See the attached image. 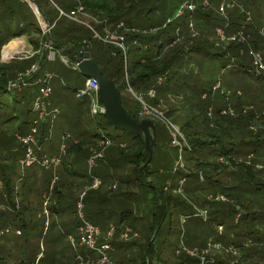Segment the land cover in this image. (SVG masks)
Wrapping results in <instances>:
<instances>
[{"label": "trees", "instance_id": "obj_1", "mask_svg": "<svg viewBox=\"0 0 264 264\" xmlns=\"http://www.w3.org/2000/svg\"><path fill=\"white\" fill-rule=\"evenodd\" d=\"M5 1L0 0V4L3 7L2 12H6L8 15L9 12H14V8L9 5L8 1L7 3ZM35 1L38 3L50 26L49 37L52 41L51 48L57 50L59 46L65 50L79 51L83 46L88 47L89 56L99 66L102 75L115 81L121 94L123 107L136 122L145 119L139 117L141 105L135 98V96H139L134 95L133 97L127 91L125 96H123L121 91H125L127 86H129L135 94L137 90H145L147 92L151 88L155 90V84L158 81L162 82V80L167 79L166 81L168 82L169 79L174 77H188L192 71L191 66L195 65L198 56L201 57L202 63L206 61L210 63L214 59H228L233 63V69L237 70L238 73L247 74L251 70L250 79L254 86H257L264 94V57L259 53L258 42L254 39V37L259 35L258 25L261 24V18L264 16V0H246L257 23L253 22L254 24L245 26L241 25L242 23L239 22L238 18L234 19L230 13V17L228 18L225 13L221 15L219 8H217V14L221 18L219 17L218 19L214 12L209 10L211 5L210 8L202 6L201 2L203 0H193L195 10L193 12L185 11L179 16H176V12L179 6L186 0H175L177 5L172 18L165 17L159 11V7L164 4L167 5V2L170 0ZM207 1L210 4L211 1ZM213 1L214 5H216L219 0ZM18 2L24 5V15L19 14L21 17L23 16V22L19 23V25L22 24L24 26L21 27L22 29L18 28L17 34L27 32L32 34V38L34 36L37 37L33 40L31 39L33 47H42L41 43L45 41L46 35L45 37L43 36L42 27L38 23L33 10L24 0H19ZM44 5L48 6V11H46ZM225 8V11L230 9V7ZM60 11L66 14L74 12L78 20L83 22V24L60 16ZM50 13L58 16L55 23L50 20ZM243 16L246 19V16L250 17V13L244 12ZM86 18L95 23V25L92 26L91 23L82 20ZM181 19H185L186 22H180ZM216 22L220 24L216 28H220L221 33L226 39H222L216 28L214 29ZM8 28L13 31V28ZM248 28H250L249 32ZM105 31L111 32L116 37V40L122 43L125 52L116 45L104 43L95 38V33L103 38ZM6 32L10 33L9 30ZM206 32H209L207 38L205 37ZM210 32L212 33V37H210ZM239 32H242V38L237 36L232 41L227 39L232 35H237ZM175 44L176 46L172 47ZM127 46L132 47L134 51V58L130 61V50ZM170 47L172 48L170 49ZM253 52L259 54L263 65L262 69L254 65ZM245 54L249 56L251 66H254L257 71L254 69L252 72L248 61H242L241 58ZM45 58L46 51L43 55L41 53L38 57L36 56V62L40 65V68ZM15 65H0L1 81H8L1 73L5 74L4 72L8 70L16 71L17 66ZM78 75L80 78H83L79 73ZM199 76L202 77V75ZM250 81L249 83H251ZM14 82H19V79L17 78ZM202 83L205 84L194 87L193 92L189 91L185 95L187 97L193 94V96L197 97V102L191 105V109L187 113L189 116H186L191 118L190 120L194 119L195 113L193 110H197V108L200 114L204 115V108L202 106L209 103V107L214 110L212 125L209 122L210 118H207L205 114V119L202 122L204 124L203 129L194 130L193 125L195 126L196 124L190 123V120L185 124L183 123L182 126H177L186 141L183 154H187V161L193 165L190 170L194 171L187 172L184 175L185 177L194 175L204 186L205 191L194 193L191 200L187 199V197L182 195V191L179 192L177 191L178 189L174 191L173 180L179 174L177 171L173 172L171 177L169 175L164 176L165 169L167 168L165 163V165H161L163 167L161 172H158L159 170L157 172L153 169L151 170V164H154L155 156L163 158L161 155L164 150L163 148L160 149L159 154L156 152L158 139L162 140L165 134L164 129L158 137L159 131L154 120L157 140L152 158L143 169L135 172L136 169L146 162V156L142 149L143 140L136 135L128 133L132 139L131 145L120 141L117 145L118 150H125L126 156L131 157L130 164L134 166L132 172L134 179L141 182L145 188L154 190L151 191V201L153 203L151 211L148 214L150 223L145 233H140L134 228L138 224L133 225L132 222L135 219L138 220V218L130 217L128 219L127 217L131 216L132 212L127 211L128 209L122 206L116 207L114 211L112 209L109 210L110 215H120L117 225L108 227L104 231L96 226L101 232L98 243L107 242L112 248L108 253L112 259V264H199L196 255H192L195 249L190 246V241L184 243L183 240L186 234L184 224L186 223L187 216L185 215L191 212L194 214V217L200 220L202 225L213 222L216 226L215 235L212 238L208 237L198 247L200 250L211 240L214 243L222 245L224 249L238 247L240 251H243V258H246L247 254L250 256L249 258H252L254 254H261V251L264 254V238H259V231L257 229L259 226L261 229H264V121L260 115L263 108L257 107V103L253 102L252 96L241 100V93L237 91L233 93V99L228 97V94L222 89V82L219 78H215L209 83L205 78V81ZM216 83L218 84V87L214 89L216 93L212 94L211 90H213ZM24 85L34 87L33 89L36 90L34 95L31 88L24 90L28 96L31 94V99H34L37 94V85L32 80H28ZM207 88L209 90L206 92ZM249 88L252 89L250 86ZM75 90L77 89L75 88ZM168 90L167 95L155 90L156 94L152 98L146 94L151 101L150 104L144 103L155 109L158 113L166 106H173L172 104H168L166 97L180 93L176 86H169ZM0 91L8 92V90L4 91L1 89ZM202 95H205V98H202ZM176 98L178 100L177 104L181 103L185 105L186 101L180 102V100L184 99L182 96ZM260 102L264 103V98L260 99L258 103ZM253 103L255 105H250ZM133 105L138 107L134 115L129 110L131 109L129 106ZM31 110L29 109V115L33 114ZM33 117L34 114L30 119H26L12 130L9 129V124L13 122L10 121L11 119L3 121V125L0 123V191H6L3 192L0 199L5 198L8 201L10 209L17 220L22 222V226H26L24 224L33 220L31 227L37 225L34 223L35 219L43 217L41 213L43 211L44 196L48 192L52 177L51 175L48 178L45 175L44 177L35 179L33 178L34 173H26L25 169L27 167L23 168L20 164V160L24 156V149L19 142V137L27 133ZM100 117L104 119L102 115H99ZM46 134L47 125L42 124L39 142L42 145L43 153H45L43 141L46 139ZM98 134L95 133L93 138L95 150L98 149L96 145L100 140L107 139L110 141V145L112 144V140L107 135L100 133V136ZM129 147L132 150L131 154L128 151ZM79 151H81L79 145L69 146L65 153L66 155H62L61 165L68 167L65 161L67 154ZM209 155H214V157L209 159ZM47 171L51 172L50 170ZM146 176L154 177V180L147 182ZM167 181L170 182L166 183ZM62 186V182L58 181L51 193V202L48 206L51 214L59 215L69 208L68 203L70 201L65 192L62 194L60 191ZM164 186L168 188L166 191L164 190ZM172 190L176 192V195H172ZM14 191L44 192L40 206L29 210L27 205L24 206V204L21 205L20 201L17 202V196ZM25 194L27 193L25 192ZM217 196L224 197L225 201H217ZM77 197L74 196V200ZM74 200L71 202L73 203ZM172 209H175L178 212L177 215L180 217L176 226L173 225ZM24 211L28 212L29 219L24 215ZM198 211H206L207 216L203 218ZM127 221H129L128 226H126ZM218 227H222L220 233L217 231ZM160 232L164 234L160 235ZM126 233L128 234V238L130 237L129 240L124 237ZM109 234L111 236L107 237ZM21 235L22 232L18 236ZM174 235L177 238L180 236L181 245H177L169 240V238L173 240ZM224 249L215 252V256H218L215 257L214 263L209 262L208 264H239V261L234 260L235 255L226 252ZM82 252V255H84V251ZM91 252L92 255L89 254L90 256L85 255L82 257L84 259L95 258V253ZM27 254L21 248L18 254L14 252L8 253L5 257L0 256V264H33L36 259H28L26 257ZM208 254L212 255L211 252Z\"/></svg>", "mask_w": 264, "mask_h": 264}, {"label": "rangeland", "instance_id": "obj_2", "mask_svg": "<svg viewBox=\"0 0 264 264\" xmlns=\"http://www.w3.org/2000/svg\"><path fill=\"white\" fill-rule=\"evenodd\" d=\"M10 3L9 5L13 7L14 12H9L8 15L6 12H4L5 18H8L11 20L13 23V31L18 32V25L19 23H22L21 15H24L23 12V7L24 5L20 2L19 0H9ZM210 5L211 8L209 9L211 12H214L215 16L220 17V15L217 14V8L219 5L220 0L217 2L216 5H214V1L210 0ZM216 3V2H215ZM176 1L175 0H170L167 2V5L164 4L159 7V11L162 12L165 17H173L175 14V8H176ZM226 7H230V9L225 11V15H227V18L230 17L229 13L231 16H233L234 19L238 18L239 22H241L243 26L245 25H252L254 23H257L256 19L253 17L251 8L249 7V4L245 0H227L226 2ZM167 10V11H166ZM244 12H249L250 17L246 16L247 18H244ZM221 18V17H220ZM84 21H87L88 23H91L92 26L95 25L92 21L86 19H82ZM244 21V22H243ZM42 22V21H41ZM180 22L185 23V19H181ZM254 22V23H253ZM259 24V23H258ZM43 25V23H42ZM222 25V23H221ZM220 24L216 22V27H219ZM259 29V35L254 37V39L257 40L258 46H259V53L261 54L262 57H264V16L261 18V24L258 25ZM216 30L221 31L220 28H216ZM248 32L250 28L247 29ZM223 31V30H222ZM225 33V32H224ZM261 33V34H260ZM209 32L205 33V37L207 38ZM210 32V37L211 36ZM4 37V34L0 35V38ZM45 37V36H44ZM55 37V35H54ZM37 37L34 36V38H31L32 40ZM47 39V35L45 37ZM45 39V41H46ZM41 43L42 47L36 48L37 51H35V47H33L35 50L32 52L30 51L29 54L26 53L24 56V60L29 62L30 68L32 66H37L39 68L38 63H36V56L38 57L41 55V53L46 51V58L43 61V67L49 63L54 62L56 59V56H58V51H55V59L50 61L47 58L48 55V46L45 45L46 42ZM31 44V40H30ZM177 44V43H176ZM173 45L172 47L176 46ZM32 45V44H31ZM33 46V45H32ZM51 47V44H49ZM170 47V49L172 48ZM127 48L130 50L129 54V61L134 58V51L132 47L127 46ZM61 54V60L65 63L68 64V59L66 58V54ZM242 61L247 62L249 66L253 70L255 69L254 66H251V62L249 59V56L246 54L242 56ZM249 59V60H248ZM48 60V61H46ZM59 57L55 60L53 64H58L59 65ZM213 62V63H211ZM209 62H203L201 60V57L198 56L197 62L195 65L191 66L192 71L189 73L188 77H181L177 78L174 77L172 79H169L167 82V79L162 80V82H157L155 84V90L159 91L161 94L167 95L169 90V86H176L178 89V93H175V95H168L166 97L168 104H172L173 106L165 107L162 109L160 112L161 116L159 115H154L153 116H147L145 119H150L154 120L155 124L158 128V137L161 135L162 131L165 129V134L163 139H158L157 143V154L160 153V149L163 148L164 150L162 151L161 157L155 156L154 159V164L152 163L151 165V170L154 169L156 172L161 169L163 170V165L164 163L166 164V169L164 172L165 175H169L170 177L173 175V172L177 171L179 174L174 178L173 180V185L176 191H182V195L184 197H187V199H192L194 193H201L204 190V186L198 181V179L192 175L190 177H185L187 172H194L193 170H190L191 167L193 166L187 161V154H183L184 148L186 147V141L183 137V134L179 130L178 126H182L183 123H187L191 118L187 117L189 116L187 113L191 109V105L193 103L197 102V97L193 96V94L188 95L185 97L186 93L189 91L193 92V88L202 85L205 83H202L205 81V78L207 82H212L213 79L219 78L222 82V89L223 91L228 94V97H231L233 99V93L235 91L241 93V100L245 99V97L252 96V100L254 103H257L258 108H263L264 109V103L260 102V99L264 98V94L261 92L257 86L255 87L252 80L250 79L249 75L251 73L247 74H242L238 73L237 70L233 69L234 67L232 66V62L228 59L221 58V59H214L213 61ZM34 63V64H33ZM36 63V64H35ZM33 64V65H32ZM73 68L76 69V65L73 62ZM256 70V69H255ZM257 71V70H256ZM37 73V72H36ZM35 73V74H36ZM199 75H202L200 77ZM203 76L205 77L203 79ZM190 78V79H188ZM55 79V78H54ZM83 80L85 79L84 77L82 78ZM29 80L34 81L33 77H31ZM57 80V79H55ZM251 80V81H250ZM178 81V82H177ZM249 81L251 83H249ZM180 82V83H179ZM59 83V84H58ZM182 83V84H181ZM55 86V93L51 95L50 102H53V107L57 109L58 111H63L64 110H69V107L72 106V104H78V103H84L85 106L89 107V102L88 100H78L76 98V93L79 89L75 90L74 89L77 86L71 85L69 83H61V80H57V82L54 83ZM216 88L218 87V84H215ZM252 87L251 88H249ZM38 88V86L36 87ZM2 90V89H1ZM209 90L207 88L206 92ZM74 91V92H73ZM131 93L134 97V95H137L142 98L144 102H147L150 104L151 99L146 95L145 90H137L136 94L132 92L129 86H127V89L125 91H121L122 95L125 96L127 92ZM61 94V96L58 95ZM211 93L215 94L216 91L213 89L211 90ZM31 96V94H30ZM28 96V94L23 92H18V90L15 88L13 90H10L8 92H3L0 91V123L2 124L3 121H6L8 119H11L9 124V129L12 130L14 127L17 125L23 123L26 119H30L33 114L29 115V109H32L33 105V99ZM182 96L184 99L180 100V102L186 101L185 105L178 103L177 104V98ZM202 98H205V95H202ZM84 101V102H82ZM206 101V100H205ZM250 104V105H255V104ZM209 103L203 105L202 107L204 108V115L206 114L207 118H210V124L212 123V119L214 116V110L213 108L209 107ZM178 105V106H176ZM102 107L98 104L96 106L97 112L100 110ZM129 109L131 114H135L136 110L138 107L136 105L129 106ZM32 111V110H31ZM29 112V113H28ZM195 113V118L190 120V123L196 124L195 126L193 125L194 130H199L203 129L204 124L202 123L203 120L205 119L204 115L200 114L199 109L193 110ZM183 113V114H182ZM164 114V116H163ZM209 114V115H208ZM59 115V114H58ZM187 115V116H186ZM13 117V118H12ZM85 119L88 121L87 127H89L88 134L87 133H78V134H86L87 136L85 139L82 137V135L78 136L77 138L81 141L84 140V143H88L90 148H95V141H93L95 133H101L103 135H107L111 140L112 144L106 148V157L101 160H95L94 164L96 165L92 168L91 172L88 174L89 169L86 167L88 163L86 162V159L83 157V153L85 150V147L81 149V154H77V160L78 162L73 165V170L75 171L74 175L76 177V183L75 182H69L67 180H64L61 178V182L64 186L65 189V194L70 201L68 203L69 208L67 210L59 215H54L51 214L47 220L45 217H42L41 219H35L34 223L37 224L35 227H31L33 224V220H31L29 223L24 224L26 226H22V222L20 220H17L16 216L13 214V211L10 209V205L5 198L0 199V256H7L8 253H16L18 254L20 249H24L27 254L28 259H36V261L33 264H78V261L76 260L77 256H87V255H92V252L90 250H87L83 246L76 245L75 247L71 244L69 236H72L74 239H77L79 234L77 231V225L79 222V217H78V212H77V206H76V201L78 202L79 196L82 192H86V195L84 196L83 199V209H82V214L84 215V219L91 222L94 226H98L99 228L104 231L106 228H110L111 226L114 227L118 223V218H120V215L113 216L110 215L109 210L112 209L113 211L115 210L116 207H124L125 209H128L127 211H131L132 215L128 216L127 218L129 219L130 217H137L138 220H134V224H138L134 228L137 229L140 233H145L146 228L149 226L148 224L150 223L148 214L151 211L152 208V201H151V189L145 188L141 182L136 181L132 175L133 172V164H130L131 157L126 156V151L119 149L118 150V143L120 141H124L131 145L132 139L131 136L128 133H124L123 131L114 129L113 126L108 124L106 120L103 118H99V115H97L96 119L95 117H92L89 113L84 114ZM103 117V116H102ZM165 117V118H164ZM236 117V116H235ZM45 125L48 126V120L45 117ZM165 120L167 122H165ZM172 124L174 127H176V132L180 136V140L177 144V147H174L172 144V141L175 139L177 141V137H174L172 131L167 129L166 126ZM3 125V124H2ZM5 125V124H4ZM178 125V126H177ZM212 125V124H211ZM41 129V127H39ZM53 128V133L50 135V138L46 134V139L43 141L44 145H48L49 143H58L59 141V133L62 134L65 132L64 129H61L60 131L57 132L58 126L57 122L54 121V125H52ZM175 131V129H174ZM98 134V135H99ZM100 134V136H101ZM157 140V137H156ZM155 140V144H156ZM98 145V143H97ZM96 145V148H97ZM177 153H176V149ZM159 150V151H158ZM129 154H131V147L128 148ZM181 152V157H182V168H178V170L174 169L176 161L178 160V156ZM83 157V159H81ZM214 155H209V159H212ZM185 161V164H184ZM157 165L154 168V165ZM164 164V165H165ZM185 165H187L185 167ZM60 167V166H59ZM32 169L34 170H40L42 174L45 176L48 171L39 168L37 164H34L32 166H29L25 169V172L28 173ZM190 170V171H188ZM93 172V173H92ZM159 172V171H158ZM183 173V175H181ZM185 174V175H184ZM90 177H99L102 179L103 183L98 189L99 191H93V190H88L84 191L87 189L84 188L85 184L88 182ZM146 181L151 182L154 180V177L146 176ZM184 179V183L181 185L180 181ZM170 181H167L168 183ZM75 183V184H74ZM115 186V188L112 189V187ZM111 189V190H110ZM168 188L164 186V190L166 191ZM72 190V191H71ZM173 191V190H172ZM172 192V195H176V192ZM212 191V190H208ZM3 192L6 191H0V197L3 195ZM25 192L27 194H25ZM44 191H14L17 196V202L20 201L21 205L24 204V206L27 205L29 210H32L34 208H37L41 204V198L43 196ZM74 196H78L74 200ZM111 198V199H110ZM72 200L73 203L71 202ZM11 210V211H10ZM173 210L172 214V220H173V225L176 226L178 225L179 222V216L177 215V211L175 209ZM175 210V212H174ZM100 213V214H98ZM24 215L27 216L28 218V212L24 211ZM141 215V216H139ZM187 216L186 223L184 224L186 234L184 236V243H188L190 241L191 245L196 252L198 253V256L196 258L199 260V264L201 263V257L204 258L206 263H214L215 257V252L212 251V255H202L204 250L206 249V245L204 248L200 250L198 248L203 244V242L209 237L212 238V236L215 235L216 233V226L215 223H209L207 225H202L200 220L196 217H194V214L191 212ZM104 218V220H102ZM108 218V219H106ZM141 218H143L141 220ZM29 219V218H28ZM128 222L126 226H128ZM140 223V224H139ZM50 225V226H49ZM49 226V228H48ZM259 231V238H264V229L257 228ZM22 232L21 236H18L19 233ZM120 233V232H118ZM163 232H160V235H163ZM108 237V236H107ZM120 237V236H119ZM118 237V239H119ZM139 237V235H138ZM107 239V238H106ZM128 240L130 239L127 238ZM253 239V238H252ZM169 240L175 244L181 245V239L180 236L174 235L173 240L169 238ZM127 241V240H126ZM24 242V243H23ZM189 247V245H187ZM237 249V254L235 255L234 260L239 261V264H264V254L262 251L260 252L261 254L258 255H253L252 258H249L248 256L246 258L242 257L243 251H240L238 247H235ZM82 251H84V255H82ZM203 251V252H202ZM89 255V256H90ZM110 260L112 261L111 257L109 256ZM230 260V259H227ZM113 263V262H112Z\"/></svg>", "mask_w": 264, "mask_h": 264}, {"label": "built area", "instance_id": "obj_3", "mask_svg": "<svg viewBox=\"0 0 264 264\" xmlns=\"http://www.w3.org/2000/svg\"><path fill=\"white\" fill-rule=\"evenodd\" d=\"M226 2L227 0H221L219 3V13L221 15H224L225 13V7H226ZM202 6L205 8H210V4L207 0H203L201 2ZM195 10V4L193 3V0H186L184 3H182L177 12L176 16L181 15L185 11L193 12ZM60 16H63L69 20H72L74 22H78L83 24V22L79 21L76 14L74 12H71L69 14L63 13L62 11L59 12ZM170 22V20H168ZM43 22H41L42 24ZM86 25V24H85ZM42 32L43 36L47 35V31L44 29V24L42 25ZM220 36H222V39H226L221 31H219ZM242 32H239L237 35H232L228 37V40H234L237 36L239 38H242ZM95 38H98L100 41L104 43H109L118 46L121 50L125 52V49L122 45V43H119L116 40V37L109 31H105L104 37H100L95 33ZM121 39V38H120ZM48 55L47 58L48 60L52 61L55 59V51L48 46ZM253 63L260 69L263 68V65L261 63V58L258 53L253 52ZM38 71V67L32 66L29 70L24 71L22 73L18 74V79L20 82L26 83L31 77H33L34 81L33 83L38 86L37 89V94L35 95L33 99V105H32V111L34 114L33 119L31 120V123L29 124V129L26 134L23 136L19 137V142L23 146L24 149V156L20 160V164L23 168L32 166L34 164H37V166L45 169V170H50L52 172V177L49 183V189L48 192L45 193L44 196V201H43V211L41 213V216L45 217L46 219L50 215V210L48 208L50 202H51V193L55 189L57 182L59 181L58 173H57V168L61 165L62 162V155L66 153V144L64 142L61 143L59 147V152L57 155H47L42 152V145L39 142V133H40V128L42 124L45 122V117L48 120V126H47V135L50 137L51 135V130H52V125L56 119V117L59 114V111L53 107H50L49 105V98L51 95V87H50V81L53 78V75L50 73H45L41 77L34 78L35 73ZM216 86L213 88L215 89ZM147 95L152 98L155 96V90L152 88L149 89L147 92ZM76 98L78 100H85L89 102V112L92 117H95L97 115H102L103 109L101 108L100 110L96 109V106L99 104L101 107V103L99 102L98 96H97V84L92 80V79H85L84 85L81 89H79L76 93ZM137 101L140 103V112H139V117L145 118L147 116H153L154 115H159L160 117L161 114L158 113L155 109L149 107L144 103L141 97H136ZM261 118L264 121V109L260 112ZM156 117V116H155ZM154 117V118H155ZM165 122H167L165 120ZM167 128L174 132L173 135L174 137H177V141L174 139L172 141V144L174 147H177V144L180 140L179 134L176 132V127H174L172 124L169 123ZM175 129V131H174ZM110 145V141L107 139H103L98 141V149L95 150V148L92 149V153L90 158L88 159V169L89 173L91 172L92 168L96 165L94 164L95 160H101L104 159L105 156V149ZM252 157V155H250ZM182 157H181V152L178 156V160L176 161V168L173 167L174 169L182 168ZM184 183V180L180 181V184L182 185ZM102 185V181L99 177H91V182L89 186L87 187L86 190H93L96 191L100 188ZM112 188H115L113 186ZM181 192V191H179ZM86 195V192H82L79 196V200L76 203L77 206V212H78V217H79V222L77 225V231H78V240H77V245L83 246L87 250L93 251L95 253V258L90 257V258H83L80 256H77L76 259L78 260V264H112L111 260L109 259V251L112 250L111 246L109 243L105 242L102 244L98 243V239L101 236V232L98 227L94 226L91 222L87 221L84 219V215L82 214V209H83V199L84 196ZM217 201H225L224 197L222 196H217L216 197ZM200 215L205 218L207 216L206 211H198ZM217 231L220 233L222 231V227H218ZM111 235L109 234L108 237ZM136 236V235H135ZM125 238H128V234L126 233L124 235ZM70 240L72 244H75L74 239L70 236ZM224 248L222 245L218 243H214L211 240H209L206 244V249L202 253V255H207L209 252L212 251H222ZM226 252L232 253L234 255L237 254V249L235 248H227L224 249ZM192 255L198 256V253L196 250L192 252ZM200 264H208L204 260L203 257H201V263Z\"/></svg>", "mask_w": 264, "mask_h": 264}, {"label": "crops", "instance_id": "obj_4", "mask_svg": "<svg viewBox=\"0 0 264 264\" xmlns=\"http://www.w3.org/2000/svg\"><path fill=\"white\" fill-rule=\"evenodd\" d=\"M7 1L10 3L9 0H6L5 3H7ZM2 8L3 7L0 4V35L4 34V37L0 38V65L10 66L11 64H16L15 66H17V70L16 71H9L8 70V71L4 72L5 74H2L3 73L2 72L1 75H4V77H6L8 79L7 82H9V84L11 86H13L10 90H13L16 88L18 90V92H23L24 90L31 88L33 90L32 94L34 95V93L36 91L33 89L34 87H30L29 85L25 86L24 85L25 83H23V82L20 83V81L14 82L15 80H17L18 74L20 72H24V71H27L30 69V66H29L30 64H28L29 62L24 60L23 58H24L26 53L29 54L30 51L32 52L33 50L36 49V48L34 49L33 46L30 44V40L33 36H32V34H30L28 32L27 33H21V34H13L14 32H12L8 28V27H11V29L14 28L13 23L11 22L10 19L5 18L6 15H4V13L2 12ZM44 8L46 9V11L49 10L48 6H46V5H44ZM23 10H24V7H23ZM27 13H28V9H27ZM35 16L38 20V23L42 27L40 19L37 17L36 14H35ZM22 18H23V16L21 17V19ZM57 18H58V16H55L54 13H50V20L53 23L56 22ZM23 26H22V24H20L18 27L21 28ZM8 30L10 31V33L6 32ZM35 51H37V49ZM58 57L60 60L59 65L58 64L52 65V63H54ZM66 58L68 59V64H65L61 60V54L58 52V56H56V59L54 60V62L49 63V61L46 60V61H48L47 64L44 67L42 64L41 68L39 65L40 70L38 68L37 73L34 75V78L41 77L45 73H50L53 75V78L50 81V87H51V92H52L51 95H53V93H55V91H56L54 83L57 82V80H61V83H69L71 85L77 86L76 89H81L84 85L83 81H85V80L80 78V76L78 75V71L73 68V65H72L73 61L68 56H66ZM54 78L57 80H55ZM51 95H50V98H51ZM58 95L61 96V94H59V93H58ZM50 98H49V101H50ZM50 107H56V106H53V102L52 103L50 102ZM87 113L90 114L89 107L85 106L84 103H78V104L73 103L72 106L69 107V110L68 109L64 110V112L59 111V115L55 119V121L57 122V126H58L57 132L60 131L61 129H64L65 132H63L62 134L59 133L58 143H49L48 145L43 144V146H44L43 148H44L45 153L50 154V155H57L59 152V147H60L62 142H64L66 144V151H67V148L71 145H73V146L79 145L82 148L85 147L83 157L86 159V162L88 163V159L90 158L91 153H92V150L90 148L91 145H89L88 143H84V140L81 141L82 139L79 140L77 138L79 135L80 136L82 135V134H78V133H87L88 134V131H87L89 129V127H87L88 121L84 117V114H87ZM43 125H45V123ZM53 125H54V123H53ZM51 132L53 133V128H52ZM52 133H51V135H52ZM86 136H87L86 134L82 135V137L84 139ZM78 153L81 154L80 151L79 152H70L65 157L66 164H68L69 168L65 167V165H61L60 167L57 168L56 171L58 173L59 181H61L60 179L63 178L64 180H67L68 183L69 182H71V183L75 182L76 183V177L74 175L75 171L72 168H73V165L78 162V160H77V158H78L77 154ZM64 155H66V154H64ZM83 157L81 159H83ZM156 166H158V164L157 165L155 164L154 168ZM86 167H88V165H86ZM30 172L34 173L33 178H35V179L40 178V177H44V175L42 174V172L40 170L32 169L31 171H29V173ZM159 172H161V169L159 170ZM88 174H89V172H88ZM51 175H52V172H48L46 174V176L48 178ZM90 182H91V179L88 180V182L85 184L84 188L89 186ZM60 191L62 192V194L65 192L64 186H62V188H60ZM50 215H51V213H50ZM69 238H70V236H69ZM77 240H78V238L74 239L75 244L71 243L74 247L77 245L76 244Z\"/></svg>", "mask_w": 264, "mask_h": 264}, {"label": "water", "instance_id": "obj_5", "mask_svg": "<svg viewBox=\"0 0 264 264\" xmlns=\"http://www.w3.org/2000/svg\"><path fill=\"white\" fill-rule=\"evenodd\" d=\"M34 11L40 21L44 24V29L47 31L46 46L51 44L49 37L50 26L43 14L41 8L35 0H24ZM57 51L66 54L75 63L76 70L85 79H92L97 84V96L102 105L104 119L113 126L114 129L130 133L140 137L143 140L142 149L146 156V162L138 169L141 170L149 163L152 158L155 140H156V126L153 120L142 119L136 122L122 105L121 94L115 84L114 80L105 78L99 66L90 58L89 49L83 46L79 51H71L70 49H63L57 47ZM44 51L42 52L43 55ZM25 82V81H23ZM21 83V82H20ZM19 83V84H20ZM13 86L9 82L0 80V89L7 91Z\"/></svg>", "mask_w": 264, "mask_h": 264}]
</instances>
